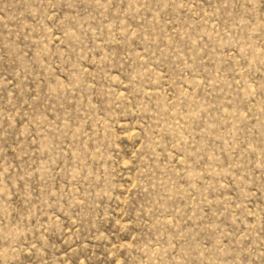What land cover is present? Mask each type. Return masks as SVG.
I'll return each instance as SVG.
<instances>
[{
	"label": "rangeland",
	"instance_id": "obj_1",
	"mask_svg": "<svg viewBox=\"0 0 264 264\" xmlns=\"http://www.w3.org/2000/svg\"><path fill=\"white\" fill-rule=\"evenodd\" d=\"M0 264H264V0H0Z\"/></svg>",
	"mask_w": 264,
	"mask_h": 264
}]
</instances>
